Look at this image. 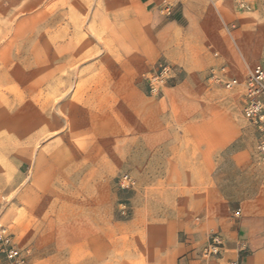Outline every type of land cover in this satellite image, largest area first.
Masks as SVG:
<instances>
[{
  "label": "rangeland",
  "instance_id": "rangeland-1",
  "mask_svg": "<svg viewBox=\"0 0 264 264\" xmlns=\"http://www.w3.org/2000/svg\"><path fill=\"white\" fill-rule=\"evenodd\" d=\"M256 64L264 0H0V226L13 247L27 264H75L76 225L138 232L178 199L182 180L163 172L203 165V148L164 146L171 135L229 129L212 185L228 198L250 186L243 174L264 162L242 91L213 75L242 80Z\"/></svg>",
  "mask_w": 264,
  "mask_h": 264
},
{
  "label": "crops",
  "instance_id": "crops-1",
  "mask_svg": "<svg viewBox=\"0 0 264 264\" xmlns=\"http://www.w3.org/2000/svg\"><path fill=\"white\" fill-rule=\"evenodd\" d=\"M205 130L198 137L171 135L161 140L166 147L203 148V165L180 162L177 169L171 166L160 177L182 180L172 188L178 199L158 205L156 211L163 213L141 222L138 232L127 228L131 225L118 229L115 222L99 227L76 225L75 264H205L199 254L215 232L223 240L222 255L208 264H264V172L243 174L253 179L251 185L240 191L237 187L235 197H225L212 185L211 150L229 145V129H221L217 142L212 130ZM190 153L191 149L184 152ZM233 162L253 163L243 153L235 154Z\"/></svg>",
  "mask_w": 264,
  "mask_h": 264
},
{
  "label": "built area",
  "instance_id": "built-area-1",
  "mask_svg": "<svg viewBox=\"0 0 264 264\" xmlns=\"http://www.w3.org/2000/svg\"><path fill=\"white\" fill-rule=\"evenodd\" d=\"M213 79L216 82H221L227 91L241 89L242 116L253 130L256 155L264 162V67L260 64L252 66L242 80L236 77L222 79L217 78L216 75H213ZM123 182L128 183L130 180L124 177ZM0 250L10 264H27L25 256L13 247L12 236L3 226H0ZM222 250L221 235L217 232L211 233L199 258L203 263L208 264L219 259Z\"/></svg>",
  "mask_w": 264,
  "mask_h": 264
}]
</instances>
